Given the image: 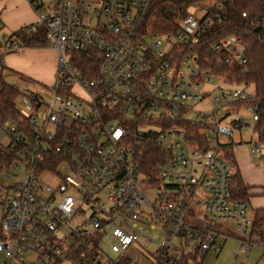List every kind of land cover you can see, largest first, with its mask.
<instances>
[{
    "label": "built area",
    "instance_id": "built-area-1",
    "mask_svg": "<svg viewBox=\"0 0 264 264\" xmlns=\"http://www.w3.org/2000/svg\"><path fill=\"white\" fill-rule=\"evenodd\" d=\"M49 1L27 0L37 21L24 28L43 27L58 51L55 83L48 91L20 88L26 126L0 117V147L17 152L2 171L9 183H0L4 264H117L134 244L156 247L154 264H192L221 249L216 226L230 221L239 234L237 256L258 250L264 260V225L256 229L248 202L233 199V168L222 147L192 145L175 122L208 125L221 113L194 111L215 76L201 68L199 54L173 52L200 43L212 24L209 8L174 18L177 38L165 45L141 30L154 0ZM259 23L262 38L264 16ZM8 38L0 19V53ZM211 47L219 68L247 64L249 45L237 33ZM254 95L221 92L215 103ZM250 110L260 121L259 107ZM49 171L59 174L60 186L43 180ZM64 184L79 197L63 195ZM194 200L205 215L191 210Z\"/></svg>",
    "mask_w": 264,
    "mask_h": 264
},
{
    "label": "trees",
    "instance_id": "trees-1",
    "mask_svg": "<svg viewBox=\"0 0 264 264\" xmlns=\"http://www.w3.org/2000/svg\"><path fill=\"white\" fill-rule=\"evenodd\" d=\"M210 1L214 2V5L209 8L208 14L212 24L206 26V32L200 43L192 51H184L175 46L173 52L177 56H182L189 52L197 53L201 60V68L209 70L212 75L223 79L226 84L253 87L255 91L253 98L235 104L247 105L250 108L255 105L259 107L261 119L256 122L255 130L258 133L259 141L264 143V37L260 38L262 28L259 23V20L264 16V0H154L146 22L141 29L142 33L149 35L151 25L159 21L172 23L174 18L185 16L192 4L200 5ZM244 14H246V17H244ZM219 18H221V22ZM233 33H237L249 45V49L245 54L247 64L239 66L234 62L231 65L219 68L216 61L217 57L211 52V46L213 43H217ZM8 36V41L0 53V117L5 121H16L20 126H26L25 117L17 106V100L23 95V92L19 87L10 84L6 80L5 73L7 72V67L3 62V58L6 54L19 51L23 48L49 47V40L45 29L40 26L34 32L26 31L25 28H22ZM9 45H15L16 48L11 50V46ZM74 57L81 64L89 62L81 57V55L74 54ZM175 122L179 127L186 129L188 140L192 145L199 146L205 150L212 149L211 143L205 136V131L208 129H218L215 123L201 125L195 121H188L186 123ZM238 124L239 122L235 123L236 126ZM154 153L158 155V159L161 158L162 153L160 150L155 149ZM223 155L233 168L231 180L233 199L248 202V187L244 183L240 171L235 166L234 145L223 147ZM16 158V151L7 147H0V179L2 171ZM150 162V167L153 168L157 163V158L151 159ZM253 225L256 229L264 225V209H259L255 212ZM3 239L4 236L0 226V241ZM86 263L92 264L93 260H89ZM130 263L131 260L129 258H124L117 264ZM192 264H201V262L197 257H194Z\"/></svg>",
    "mask_w": 264,
    "mask_h": 264
},
{
    "label": "rangeland",
    "instance_id": "rangeland-1",
    "mask_svg": "<svg viewBox=\"0 0 264 264\" xmlns=\"http://www.w3.org/2000/svg\"><path fill=\"white\" fill-rule=\"evenodd\" d=\"M47 3L49 4L50 1L47 0ZM214 5L213 1L206 2L198 5H190L188 8V12L190 14H193L195 16H201L202 13L204 12L203 9H208ZM150 34L149 36L152 39H160L164 42L166 45L167 42L169 41L170 43H174L177 38V33L178 29L177 26L174 23H165L163 21H159L156 24L151 25L150 28ZM5 34L10 35V31H5ZM8 71L5 73L7 75ZM22 79V78H21ZM23 80V79H22ZM29 82V86L31 85L30 90L34 92L46 90L48 86L42 84L41 82L38 81H31V80H26ZM207 91L210 92L209 95L206 96L205 100L200 102L199 104H194V111L198 114H207L211 115L215 109H220L221 113L218 114L216 113L215 115V124L217 125L218 129H208L205 131V134L208 136H211L213 138L212 140V149L217 148L218 146L222 147V152L223 153V147H226L228 145H243V146H248L249 148L252 147V149L257 146L261 150V153L257 156V164L258 166H264V143H261L259 141L258 133L256 132V123L253 120V112L250 110V107L247 105H239V104H231V105H218L216 106L215 103V97L220 94L221 92H230V93H235L239 92L242 90H248V92H254L253 87H249L246 89L245 85H229L226 84L223 79L221 78H214V83L206 88ZM18 106L22 108V104L19 103ZM213 118L209 120V124H214ZM239 122L242 123L240 126H236L235 123ZM227 129L232 132V136H228L225 134L220 133V129ZM145 129V127H144ZM59 171L61 170L63 173H67L68 169L66 165H62L58 167ZM256 177L254 179L249 178L248 181L250 182H255L258 185L254 188H259L261 193L257 195V197L262 198L264 203V171L259 172L258 175H255ZM43 180L48 184L56 188L57 186H60V176L57 174L55 171H49L44 174ZM0 183L2 185H7L9 183L8 180L6 179H0ZM65 186V192L63 195H73L75 197H79V193L75 188H73L70 185L64 184ZM151 200H154L155 198V193L148 195ZM253 206V205H252ZM254 207V206H253ZM252 207V208H253ZM191 210L197 213L199 216L205 215V209H200L196 201L194 200L191 204ZM250 216L253 217V211L250 212ZM209 221V220H208ZM228 223H233V222H225V225ZM230 228H226L225 226L217 225L216 230L219 232L220 236L218 238V241H225L227 240V236L229 237L232 236V238H236L239 236L237 233L235 226L233 224H230L228 226ZM232 234V235H231ZM234 235V237H233ZM228 237V238H229ZM155 251L156 247H144L141 244H134L126 253L125 258L131 259L130 264H154V259H155ZM257 252H259L257 250ZM257 252H254L257 254ZM218 251L211 250L208 253V257L206 258H198V260L201 262V264H214V261L216 260ZM253 253V254H254ZM248 255H243L241 258L238 260V264H245V259L249 256ZM261 255V254H260ZM114 259H117L118 257L116 255L112 256ZM236 257V256H235ZM237 259V257H236ZM5 263V258L2 253H0V264ZM67 264V263H65Z\"/></svg>",
    "mask_w": 264,
    "mask_h": 264
},
{
    "label": "crops",
    "instance_id": "crops-1",
    "mask_svg": "<svg viewBox=\"0 0 264 264\" xmlns=\"http://www.w3.org/2000/svg\"><path fill=\"white\" fill-rule=\"evenodd\" d=\"M0 19L5 31L15 33L26 26L34 24L37 21V15L27 0H0ZM58 58V51L51 47L23 48L19 51L6 54L3 58L8 71L5 78L10 84L19 88L29 86V82L26 80L38 81L51 88L55 83ZM234 157L235 166L240 171L244 183L248 187V204L250 212L253 211L254 217L257 210L264 209V203H262V198L257 197L261 193L260 189L254 188L258 184L249 182L248 179H254L255 175L264 171V166H258V157H254L252 147L249 148L240 144L236 145L234 147ZM230 224L233 223L219 225L220 227L225 226L226 228H230L228 227ZM219 243L221 249L217 253L214 264H238V260L241 257L237 256L238 248L236 240L230 238L225 241L219 240ZM254 252H257V250L253 251L245 259V264H264V260L260 255L261 253L257 252L255 254ZM208 256L205 257V260Z\"/></svg>",
    "mask_w": 264,
    "mask_h": 264
},
{
    "label": "water",
    "instance_id": "water-1",
    "mask_svg": "<svg viewBox=\"0 0 264 264\" xmlns=\"http://www.w3.org/2000/svg\"><path fill=\"white\" fill-rule=\"evenodd\" d=\"M220 133L225 134V135H228V136H232V132L229 131V130H227V129L221 128L220 129Z\"/></svg>",
    "mask_w": 264,
    "mask_h": 264
}]
</instances>
